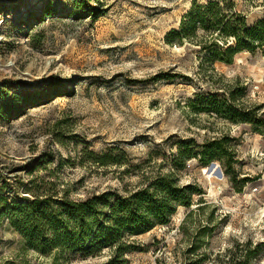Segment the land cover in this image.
<instances>
[{"label": "rangeland", "instance_id": "obj_1", "mask_svg": "<svg viewBox=\"0 0 264 264\" xmlns=\"http://www.w3.org/2000/svg\"><path fill=\"white\" fill-rule=\"evenodd\" d=\"M194 1L210 0H0V192L27 197L32 184L74 200L126 196L175 170L180 187L200 194L167 225L125 235L139 249L127 264H241L254 249L245 264H264V51L215 65L241 79L246 95L235 105L259 108L261 128L195 112L191 103L217 88L197 46L165 42ZM230 1L250 26L264 19V0ZM221 135L232 139L236 182L219 163L209 165L218 176L207 175L182 155ZM110 255L44 256L0 221V264H103Z\"/></svg>", "mask_w": 264, "mask_h": 264}, {"label": "trees", "instance_id": "obj_2", "mask_svg": "<svg viewBox=\"0 0 264 264\" xmlns=\"http://www.w3.org/2000/svg\"><path fill=\"white\" fill-rule=\"evenodd\" d=\"M96 13L97 10L92 9V14ZM45 14L53 16L48 10ZM165 42L172 47H183L186 43L197 46V57L203 64L207 81L217 88L216 93L206 98L199 96L191 103L195 112L231 123L263 126L256 117L259 108L235 105L240 95H246L241 79L226 78L218 73L215 65L229 66L241 53L255 55L264 51V19L250 26L230 0L194 1L183 16L180 29L170 31ZM191 146L186 145L183 156H194L203 167L217 162L230 181L236 182L230 163L232 139L228 135L208 139L198 151H191ZM104 158L98 161L103 166L107 165ZM175 175V170L170 171L168 175L159 176L151 187L140 188L126 196L104 192L83 200L71 199L67 191L58 189L39 192L30 184L26 187L27 197L12 199L0 192V221L6 219L24 238L27 247L41 255L66 260L67 256L77 254L93 257L109 248L111 255L103 264H127L126 257L139 249L134 242L124 240L125 235H140L155 226L167 225L177 207L189 209L193 196L200 194L201 190L194 185L180 187ZM241 247L245 248L237 244L236 251L243 253ZM256 255V249L246 250L244 262L240 263L245 264Z\"/></svg>", "mask_w": 264, "mask_h": 264}, {"label": "bare ground", "instance_id": "obj_3", "mask_svg": "<svg viewBox=\"0 0 264 264\" xmlns=\"http://www.w3.org/2000/svg\"><path fill=\"white\" fill-rule=\"evenodd\" d=\"M11 67H12L11 64H6V65L1 66L2 69H10ZM39 85H40V81L37 80V81H35L34 84H32V86L30 88L35 89ZM217 170H219V167H217L216 164H213L212 166H209L208 168H204L205 174H207V175L211 174L213 176H215V175L218 176Z\"/></svg>", "mask_w": 264, "mask_h": 264}]
</instances>
